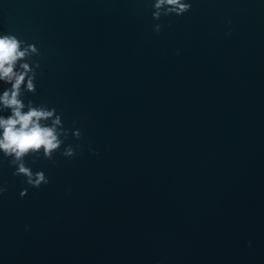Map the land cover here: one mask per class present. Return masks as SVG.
I'll use <instances>...</instances> for the list:
<instances>
[{"label":"water","instance_id":"95a60500","mask_svg":"<svg viewBox=\"0 0 264 264\" xmlns=\"http://www.w3.org/2000/svg\"><path fill=\"white\" fill-rule=\"evenodd\" d=\"M152 3L0 0L70 130L39 189L0 152V264H264V0Z\"/></svg>","mask_w":264,"mask_h":264},{"label":"clouds","instance_id":"9594fccd","mask_svg":"<svg viewBox=\"0 0 264 264\" xmlns=\"http://www.w3.org/2000/svg\"><path fill=\"white\" fill-rule=\"evenodd\" d=\"M152 8L153 19L160 21L162 17L182 16L190 12L192 3L191 0H153ZM162 27L160 23L153 25L156 33ZM41 55L35 44L11 33H0V82L10 85L0 94V112L10 110L11 113L6 117L0 115V152L8 159L9 166L15 168L13 175L25 177L27 185L37 189L49 184V177L44 171L34 172L27 166L26 157H32V163H36L41 155L54 160L70 131L64 127L63 114L56 108L36 106L31 100L27 104L24 102L26 92L34 94L37 91V69L41 65L32 58ZM73 135L77 139L82 138L79 129ZM60 154L74 158L77 152L69 145ZM7 190L6 186H0V196ZM27 194L28 189L25 188L20 196L23 198Z\"/></svg>","mask_w":264,"mask_h":264}]
</instances>
